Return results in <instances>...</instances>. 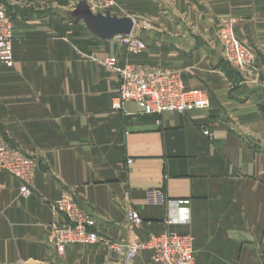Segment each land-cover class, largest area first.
I'll use <instances>...</instances> for the list:
<instances>
[{"label": "crops", "instance_id": "1", "mask_svg": "<svg viewBox=\"0 0 264 264\" xmlns=\"http://www.w3.org/2000/svg\"><path fill=\"white\" fill-rule=\"evenodd\" d=\"M113 1L144 52L93 35L73 16L81 0H0L14 27V65H0V137L38 163L26 198L0 171V264H122L105 244L57 255L49 233L64 219L49 205L66 195L105 239L175 233L192 239L193 264H264V0ZM226 24L255 51L256 68L223 59L215 32ZM106 57L177 72L209 107L113 111L118 78ZM152 192L163 202L149 201ZM133 264L157 263L143 250Z\"/></svg>", "mask_w": 264, "mask_h": 264}, {"label": "built area", "instance_id": "2", "mask_svg": "<svg viewBox=\"0 0 264 264\" xmlns=\"http://www.w3.org/2000/svg\"><path fill=\"white\" fill-rule=\"evenodd\" d=\"M91 12H95L96 0H86ZM13 24L6 7L0 2V65L12 68ZM225 58L240 69L254 67L255 55L243 46L231 31H223ZM126 48L129 54H140L146 50L145 42L134 35L113 38ZM105 70L118 78L117 96L112 103L113 111H121L128 103H133L142 115L182 114L209 107V98L202 90L187 89L179 73L141 64L119 65L116 59L106 57L101 61ZM207 134V133H206ZM37 161L19 148L13 147L0 137V171L12 175L20 182L19 195H30L37 170ZM149 201L162 203L160 193H150ZM173 204V203H172ZM188 201H176L175 207L186 205ZM53 213L61 214L62 223L51 225L50 244L57 255L62 256L70 245H96L103 243L113 253L122 257V264H133L143 250L152 252V261L157 264H193L192 239L186 235L163 233L150 236L146 241L138 239L115 242L101 237L95 230L93 217L81 209L72 195H66L50 206ZM128 223L139 227L143 220L134 210L126 212ZM170 216L166 223H171Z\"/></svg>", "mask_w": 264, "mask_h": 264}, {"label": "water", "instance_id": "3", "mask_svg": "<svg viewBox=\"0 0 264 264\" xmlns=\"http://www.w3.org/2000/svg\"><path fill=\"white\" fill-rule=\"evenodd\" d=\"M73 16L81 19L93 35L103 40H111L120 35L129 36L134 27L133 19L129 17L118 18L109 13L93 15L84 2L78 3Z\"/></svg>", "mask_w": 264, "mask_h": 264}, {"label": "rangeland", "instance_id": "4", "mask_svg": "<svg viewBox=\"0 0 264 264\" xmlns=\"http://www.w3.org/2000/svg\"><path fill=\"white\" fill-rule=\"evenodd\" d=\"M97 2H96V8H95V12L93 13V12H91L90 11V9H89V7H88V5H87V2H86V0H81V2H84L85 4H86V6L88 7V9H89V11L91 12V14H93V15H97V14H101V15H105L106 13H109V15H111V16H116V17H118V18H120L119 16H117L115 13L117 12V8H116V5H115V3H114V1L113 0H96ZM122 12H120V14H121ZM122 18V17H121ZM132 19V18H131ZM138 20V19H137ZM133 22H134V19H133ZM141 22H145L146 23V21H142L141 20ZM148 24V22L146 23V25ZM134 27H135V22H134ZM134 27H133V29H134ZM143 27H144V25H143ZM223 31H231L232 32V34L235 36V34H234V31H233V28H232V26H230V25H228V24H226V25H224V26H222V27H220L216 32H215V37H216V39H217V42H218V44H219V46H220V48H221V53H222V57H223V59L230 65V66H232V67H234V68H236V69H238V70H241V71H244V70H252V69H254V68H256L257 67V60H258V58H257V55H256V53H255V51L254 50H252L251 48H249V47H247V46H245L244 44H242L240 41H239V39L236 37V39L243 45V46H245V47H247L248 49H251V51L254 53V55H255V62H254V67L252 66L250 69L249 68H247V69H240L239 67H237L234 63H232V62H229L226 58H225V55H224V41L222 40L223 38H222V34H224L223 33ZM132 33H133V31H132ZM131 33V35H133ZM134 36H136V37H139V36H137V35H134ZM140 38V37H139ZM146 44V43H145ZM127 64V63H126ZM129 64H132V63H129ZM103 67V66H102ZM181 76V75H180ZM184 84V83H183ZM185 86V85H184ZM198 90V89H197ZM3 139V138H2ZM4 141H6L5 139H3ZM7 142V141H6ZM8 143V142H7ZM21 150V149H20ZM23 151V150H22ZM27 154V153H26ZM28 155V154H27ZM28 156H30V155H28ZM31 157V156H30ZM33 158V157H32ZM35 159V158H34ZM36 160V159H35ZM37 161V160H36ZM37 168H38V166H37ZM37 171V170H36ZM36 173V172H35ZM10 175V174H9ZM12 176V175H11ZM13 177V176H12ZM34 177H35V175H34ZM16 179V178H15ZM34 179V178H33ZM32 183H33V181H32ZM19 184H20V182H19ZM31 186H32V184H31ZM31 186L29 187V189H30V192H31ZM31 194V193H30ZM53 203V202H52ZM51 203V204H52ZM51 204L49 205V208H51L50 206H51ZM51 210V209H50ZM52 211V210H51ZM53 212V211H52ZM56 214V213H55ZM59 215H61V214H59ZM62 216V215H61ZM63 217V216H62ZM64 219V218H63ZM100 244H103V243H100ZM52 246V245H51ZM71 246H74V245H70V246H68V247H71ZM81 246H86V245H81ZM53 247V246H52ZM67 247V248H68ZM66 248V249H67ZM54 249V248H53ZM111 251V250H110ZM56 252V251H55ZM66 252V251H65ZM112 252V251H111ZM65 254V253H64ZM63 254V255H64ZM117 254V253H116ZM62 255V256H63ZM119 255V254H118ZM121 262H122V257H121Z\"/></svg>", "mask_w": 264, "mask_h": 264}]
</instances>
